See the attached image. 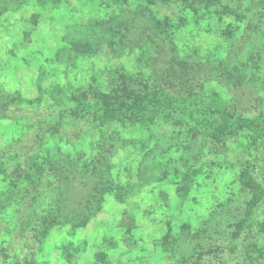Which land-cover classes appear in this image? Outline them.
Returning <instances> with one entry per match:
<instances>
[{"label":"rangeland","instance_id":"374dc122","mask_svg":"<svg viewBox=\"0 0 264 264\" xmlns=\"http://www.w3.org/2000/svg\"><path fill=\"white\" fill-rule=\"evenodd\" d=\"M181 67V94L217 93L231 116L264 120V0H0V104L17 117L0 118V264L245 262L220 244L248 197L238 176L264 165V139L252 148L246 131L217 142L187 126L66 116L39 150L52 189L28 196L33 136L75 99L152 88ZM257 245L264 264V235Z\"/></svg>","mask_w":264,"mask_h":264},{"label":"trees","instance_id":"16d2710c","mask_svg":"<svg viewBox=\"0 0 264 264\" xmlns=\"http://www.w3.org/2000/svg\"><path fill=\"white\" fill-rule=\"evenodd\" d=\"M113 1L116 3L118 0ZM143 1L159 8L171 2V0ZM174 2L186 10L194 9L198 2H205V0H174ZM118 34H120L119 30L112 33L113 37ZM112 41L115 42V40ZM82 45L83 49L90 46L87 43ZM184 75L186 70L181 67L180 71L172 70L170 77L172 80L162 81L152 88L149 87V83H144L142 90L139 89L127 95L121 90L116 91V95L113 92H100L92 105L75 99L67 110L60 112L56 123L47 125L45 129H40L33 136L32 143L36 150L27 155L25 166V180L30 188L28 196L31 203H38L52 189L49 177L39 165L41 158L39 150L44 140V130H48V133L52 135L58 132L66 116L79 120L83 118L82 115H85L88 121L97 127L115 123L134 124L141 127L156 124L187 126L195 129L202 137L213 138L217 142H224L233 135L237 136L240 132L246 131L249 146L257 149L259 142L264 139L262 115L259 114L254 118L231 116L226 110L224 99L217 93L206 95L191 90L181 94L177 89L176 80ZM149 82L154 83L151 80ZM0 118L17 119L14 113L2 104H0ZM73 136L79 137L78 134ZM2 157L0 154V161ZM256 166L255 163L251 165L249 163L247 169L238 176L239 187L248 192V197L245 199L240 218L234 224L230 240L220 244L224 245L221 249L225 248L230 253L243 254L245 259L243 264H256L255 260L259 252L257 240L264 235V165ZM84 168L85 172L89 171L88 166ZM46 233L47 227L44 229V234ZM24 264H37V262L29 255L24 260Z\"/></svg>","mask_w":264,"mask_h":264}]
</instances>
